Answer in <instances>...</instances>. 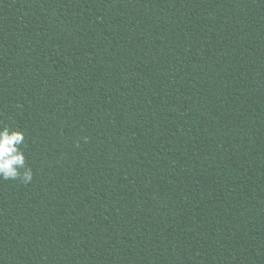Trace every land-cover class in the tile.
Segmentation results:
<instances>
[{"label":"trees","instance_id":"obj_1","mask_svg":"<svg viewBox=\"0 0 264 264\" xmlns=\"http://www.w3.org/2000/svg\"><path fill=\"white\" fill-rule=\"evenodd\" d=\"M0 264H264V0H0Z\"/></svg>","mask_w":264,"mask_h":264},{"label":"clouds","instance_id":"obj_2","mask_svg":"<svg viewBox=\"0 0 264 264\" xmlns=\"http://www.w3.org/2000/svg\"><path fill=\"white\" fill-rule=\"evenodd\" d=\"M24 140L21 131L9 127L0 128V178L31 182L33 173L27 167L21 150Z\"/></svg>","mask_w":264,"mask_h":264}]
</instances>
